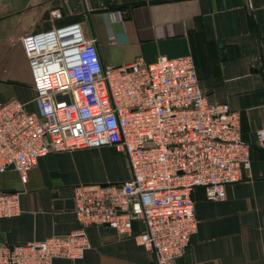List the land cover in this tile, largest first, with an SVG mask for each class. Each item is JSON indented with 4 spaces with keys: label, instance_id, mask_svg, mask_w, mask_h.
Returning a JSON list of instances; mask_svg holds the SVG:
<instances>
[{
    "label": "built area",
    "instance_id": "obj_1",
    "mask_svg": "<svg viewBox=\"0 0 264 264\" xmlns=\"http://www.w3.org/2000/svg\"><path fill=\"white\" fill-rule=\"evenodd\" d=\"M20 44L38 114L14 99L0 104V173L11 167L24 184L41 157L110 146L124 154L130 174L121 183L74 186L77 229L38 243H0V264H82L87 227L130 237L136 222L154 264H175L196 229L192 191L221 200L248 171L238 113L207 100L189 56L101 65L95 40L77 23L24 34ZM256 142L264 145L262 130ZM19 213V193L0 192V219Z\"/></svg>",
    "mask_w": 264,
    "mask_h": 264
},
{
    "label": "crops",
    "instance_id": "obj_2",
    "mask_svg": "<svg viewBox=\"0 0 264 264\" xmlns=\"http://www.w3.org/2000/svg\"><path fill=\"white\" fill-rule=\"evenodd\" d=\"M71 23L95 40L101 65L189 56L207 100L238 113L248 171L224 187L221 200H206L201 187L192 191L196 229L188 263L182 257L175 264H264V145L256 142V132H264V0H0V104L14 99L38 114L20 38ZM129 174L124 154L110 146L41 157L24 184L7 169L0 192L19 193L20 213L0 219V243L74 232L72 188L121 183ZM142 229L136 222L122 237L106 226L87 227L82 264H154L137 239Z\"/></svg>",
    "mask_w": 264,
    "mask_h": 264
},
{
    "label": "water",
    "instance_id": "obj_3",
    "mask_svg": "<svg viewBox=\"0 0 264 264\" xmlns=\"http://www.w3.org/2000/svg\"><path fill=\"white\" fill-rule=\"evenodd\" d=\"M8 169H12V168L9 167ZM183 259H184V261H185L186 263H188L187 249L184 250Z\"/></svg>",
    "mask_w": 264,
    "mask_h": 264
},
{
    "label": "rangeland",
    "instance_id": "obj_4",
    "mask_svg": "<svg viewBox=\"0 0 264 264\" xmlns=\"http://www.w3.org/2000/svg\"><path fill=\"white\" fill-rule=\"evenodd\" d=\"M30 77H31V76H30ZM118 173H119V174H118V177H120L122 172L119 171ZM107 175H109V174H107ZM109 176H113V175H109Z\"/></svg>",
    "mask_w": 264,
    "mask_h": 264
}]
</instances>
